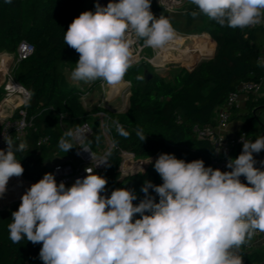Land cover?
<instances>
[{"label":"clouds","instance_id":"clouds-1","mask_svg":"<svg viewBox=\"0 0 264 264\" xmlns=\"http://www.w3.org/2000/svg\"><path fill=\"white\" fill-rule=\"evenodd\" d=\"M151 3L109 0L104 6L97 0L95 11L74 18L64 35V43L79 54L70 78L116 85L131 66L133 37L151 48L170 41L173 28L167 18L153 15ZM191 3L198 9L193 17L204 14L221 26L244 29L264 23V0ZM258 66L264 67V59ZM140 139L146 137L140 134ZM5 142L7 148L0 149V196L10 178L24 172L16 153L28 150L26 141ZM241 143V153L227 160L228 171L206 167L203 159L187 162L159 154L153 166L163 182L146 180L138 204L133 203L137 193L128 187L105 195L107 178L91 167L70 187L45 173L11 213L9 239L41 244L43 264H243L242 245L264 232V167H256L253 155L264 151V136L254 142L241 137ZM59 147L66 153L73 148L63 140ZM145 163H152L151 158ZM137 173L143 175V167L132 175Z\"/></svg>","mask_w":264,"mask_h":264},{"label":"trees","instance_id":"trees-1","mask_svg":"<svg viewBox=\"0 0 264 264\" xmlns=\"http://www.w3.org/2000/svg\"><path fill=\"white\" fill-rule=\"evenodd\" d=\"M89 10L95 11L93 0H11V3L0 0V55L15 54L22 42L35 48L34 54L16 64L12 72L15 81L30 93L24 109L33 124L22 139L27 142L28 150L17 152L16 157L24 168V179L36 183L45 173H51L43 164L61 150L60 141L69 142L63 125L78 128L98 113H105L122 128L114 133L118 148L111 153L108 168L96 173L107 178L105 195L116 188L128 187L137 193L138 199L133 203L138 204L144 198L140 190L146 180L156 185L163 181L154 170V163L143 175L122 177L121 150L137 159H157L161 153L174 154L187 162L203 159L206 167H213V146L198 139L193 128L213 126L217 110L242 82L264 79V67L258 66L264 49V26L233 29L217 24L204 14L193 17L192 12L198 9L191 2L177 10H167L152 2L151 12L155 17L167 18L180 36H210L216 44L215 52L193 71L176 68L179 73L172 79L154 68L145 77L137 74L130 77L126 73L123 80L131 83L129 106L123 112L111 113L103 108L86 107L82 102L84 87L69 82L64 73L66 64L71 73L79 59V54L64 43L65 32L74 18ZM140 43L144 45L143 40ZM4 99L5 90L0 88V105ZM262 115L264 99L250 95L244 109L233 110L231 121L242 122L241 133L256 139L264 131ZM121 130L127 135L121 134ZM140 134L146 137L145 141L140 139ZM42 137H48L50 143L39 146ZM20 141L13 139L16 145ZM241 151L242 147L236 146L229 157L236 158ZM255 159L256 167H264L259 163L260 158ZM149 192L158 202L155 192L151 189ZM19 205L20 202L0 209V264H43L39 258L41 244L33 245L26 240L14 244L9 239L11 213ZM136 218H140L139 214ZM254 236L240 249L243 264H264V250L250 248Z\"/></svg>","mask_w":264,"mask_h":264},{"label":"built area","instance_id":"built-area-1","mask_svg":"<svg viewBox=\"0 0 264 264\" xmlns=\"http://www.w3.org/2000/svg\"><path fill=\"white\" fill-rule=\"evenodd\" d=\"M166 9L173 10L172 7ZM256 26H264V23L258 24ZM133 39L135 42L131 48V66H136L145 59L144 51L148 47L142 45L140 40H136L135 37H133ZM34 52L35 48L33 45L28 42H22L15 54L5 53L4 55L10 57L11 62L12 64H15V67L16 64L30 58ZM262 59H264V54H262L259 58V60ZM150 63L153 64L152 61H150ZM153 66L157 69L164 68L163 66ZM12 72L13 70L9 72V75L7 79L5 78L4 82L0 83V88H4L5 90V102H9L11 98L19 96L21 97L23 103L20 106H16L14 113L11 115H4L3 113H0V149L7 148V144L5 142L6 139L13 140L14 138H17L18 140H22L26 137L29 130L33 128V124L28 119L27 111L24 109L25 104L31 97L29 95L30 93L27 89L15 81L14 77L11 75ZM263 93L264 79L260 81L249 80L242 82L237 91L230 93L225 105L217 110L216 121L213 126H195L193 128V131L198 139L207 140L213 146L214 157L212 160V166L214 168H219L222 171L229 170L226 168L227 160L236 146L243 147L241 143V137L246 141H255V139L248 137L245 133H239L235 136L229 135L228 128L232 120V112L238 107L241 96H258ZM16 113L17 115L14 116ZM104 116L109 118L105 113H100V120H103ZM113 125V128H107L106 131L103 132L104 138L106 139V147L101 152H99L90 143V139L95 133L94 124L92 122H86L81 127L70 129L69 137L77 144L75 160L73 162L57 164L52 168L51 173L54 174L57 183L64 182L67 187H70L77 178H84L87 175L85 168L91 167L95 172L104 171L108 168L110 164V155L115 149L118 148L114 140V131L116 132L122 128V126L119 124L114 123ZM111 129H114V131ZM49 143L50 139L48 137H42L39 140L38 145H48ZM84 149H87L88 152L83 151ZM260 153L262 154L261 161H264V151H261ZM121 158L123 159V164L120 166L119 170H121L123 174H132L133 171L130 170L131 167H128L129 172L126 173L124 164L131 159H137L136 156L130 152L121 150ZM240 179L243 183H247L244 177H241ZM259 234L264 236V232H260L256 233L254 238ZM250 248H252V245H250Z\"/></svg>","mask_w":264,"mask_h":264},{"label":"rangeland","instance_id":"rangeland-1","mask_svg":"<svg viewBox=\"0 0 264 264\" xmlns=\"http://www.w3.org/2000/svg\"><path fill=\"white\" fill-rule=\"evenodd\" d=\"M94 4H96V0H93ZM152 2L158 3L159 5L165 7V8H173V10H177L182 8L185 3L187 2H191V0H152ZM174 38L176 39L177 37H181L180 35L178 36V34H176V32L174 31ZM194 37V35H192ZM190 36V37H192ZM197 37V35H195ZM184 37V36H182ZM188 37V38H190ZM170 40V41H171ZM212 40L211 38L208 41V44L204 47V49H202V56H208L211 55V53H214L215 51V42L212 40V42L210 41ZM189 41V40H188ZM180 49L178 52H172L173 61L172 64H168L167 66H164L165 68L161 69L158 68V72L161 73L164 77H166L167 79H172L175 74L179 73V70H176V68L174 67V63H182L185 66H187L188 68L192 67V61L190 60L189 56L187 54L182 55V50L185 51L186 49L184 48H180V47H176V49ZM160 54V48H151L148 47L145 51H144V57L145 59L138 65V67L135 68V70L130 71V69L127 70V74H129L130 77H132L133 75L137 74L139 76L145 77L147 72H151L152 68H156L155 66H159L162 67L160 65H156V59L158 57V55ZM182 55V56H181ZM163 59V58H162ZM154 62L153 64L150 63V61ZM15 64H13L14 66ZM15 67H13L14 69ZM129 68H134V66H130ZM157 69V68H156ZM155 69V70H156ZM169 69V70H168ZM64 73L66 74V77L68 79V81L70 82V73H69V68H68V64L65 65L64 67ZM72 80V79H71ZM122 83H124V88H121L120 91L112 96L110 98L111 95V89L109 87V85L105 82H103L102 80H97L94 82H84V81H80V87H84V91H85V96L82 98V102L86 107H93V108H103L105 110H108L111 113H117V112H123L125 111L128 106H129V98H130V88H131V83L127 82L125 80L122 79L121 81ZM77 84V83H75ZM91 85V86H89ZM90 87V88H88ZM100 113H98L97 115H95L94 117H92L91 121L94 124V135L93 137L90 139V143L99 151H103V149L106 147V139L104 138V133L106 131L107 128H113V124L114 122L107 118L106 116H104L103 120H100L99 118ZM99 123V126L96 127L95 123ZM63 129L66 131V136L69 139V142L72 145V149L69 152H64L63 150H60L58 153L52 155L49 159H47L45 161V163L43 164V167L45 169H47L48 171H51L52 168L57 165V164H61V163H68L69 158H72L77 150V144L69 137V131L70 129L63 125ZM112 131H114V129H111ZM115 133V131H114ZM102 136V137H101ZM148 159H131L130 161H128L127 163H125L124 165V169L127 172H129L128 167H132L130 170H132L133 172L135 171H139L140 167H143V169H145V166L147 164H153L154 160L156 159V157H151L152 163H145L149 160ZM71 160V159H70ZM123 160V159H122ZM134 161V162H133ZM143 163H142V162ZM73 162V161H72ZM138 162V163H137ZM130 163V164H128ZM123 164V161L121 163V166ZM21 178L24 179L23 175L20 176ZM19 177V178H20ZM26 180V179H24ZM27 182L33 184L35 182L33 181H28ZM4 195V196H3ZM2 196H0V208L1 207H7L8 206V196L6 194H3ZM256 239V237L254 238V240ZM253 240V241H254ZM252 241V243H253ZM262 248H264V245L261 247V245H259L258 243H255V245L252 247V250L254 251H258L261 250Z\"/></svg>","mask_w":264,"mask_h":264},{"label":"bare ground","instance_id":"bare-ground-1","mask_svg":"<svg viewBox=\"0 0 264 264\" xmlns=\"http://www.w3.org/2000/svg\"><path fill=\"white\" fill-rule=\"evenodd\" d=\"M210 36H192L188 37H177L174 40L168 41L163 47L160 48V54L158 55L156 62L159 65L169 63L173 61L172 52H178L180 49H176V47L184 48L185 51L182 50V55L187 54L193 62L196 61L201 57L202 49L208 44ZM189 40V41H188ZM188 41V43H187ZM181 55V56H182ZM163 58V59H162ZM7 65V64H6ZM5 67L4 69H6ZM2 68L0 67V71ZM6 71V70H5ZM124 83L120 82L116 85H109L111 89L110 98L116 95L121 88H124ZM5 113V112H4ZM5 117V116H4ZM132 168V167H131ZM32 184L24 180L23 178L19 177H12L10 178L7 184V190L4 194L8 196V200H16L20 199L24 192L31 186ZM4 196V195H3ZM7 201V202H9Z\"/></svg>","mask_w":264,"mask_h":264},{"label":"crops","instance_id":"crops-1","mask_svg":"<svg viewBox=\"0 0 264 264\" xmlns=\"http://www.w3.org/2000/svg\"><path fill=\"white\" fill-rule=\"evenodd\" d=\"M176 34H178V33L176 32ZM174 36L175 35H173V38H174ZM178 36H179V34H178ZM210 41L212 42V40H210ZM187 43H188V41H187ZM215 49H216V46H215ZM4 54L5 53H3V54L0 55V67L2 68V70L0 71V83L4 82L5 78L7 79L8 75H9V72L11 70H13V67H14L13 64H12V62H11L10 57H8V56H6ZM262 54H264V49L262 51ZM211 55H212V53H211ZM169 63L172 64V62H169ZM169 63L163 64V67L164 66H167ZM156 65H159V64L156 63ZM160 66H162V65H160ZM5 67H7V68L4 69ZM11 75L13 76V74H11ZM70 82L77 83V84L80 83V81H73L71 79H70ZM253 96H255V95H253ZM255 97H257V98H263L264 99V93L261 94V95L255 96ZM249 98H250V95H242L237 108L244 109L248 105ZM22 103H23V101H22L21 97H19V96H15V97L11 98V100L9 102H5V99H4V101L0 105V113H3L4 115H11V114L14 113L15 107L22 105ZM260 121L264 124V115H262L260 117ZM242 128H243V123L242 122L237 121V120L231 121V123L229 125V128H228V134L229 135H232V136H235V135L241 133ZM260 136H264V131L261 132ZM253 155H254V158H260L261 159V157H262V154L261 153H259V154L254 153ZM74 160H75V155L72 158H69V161L70 162H72ZM255 243H258L262 247L264 245V236L262 234H259L256 237V239L253 241V243L251 244L252 247L255 245ZM263 250H264V248H262L261 250H258V251H263Z\"/></svg>","mask_w":264,"mask_h":264},{"label":"water","instance_id":"water-1","mask_svg":"<svg viewBox=\"0 0 264 264\" xmlns=\"http://www.w3.org/2000/svg\"><path fill=\"white\" fill-rule=\"evenodd\" d=\"M96 1H97V0H96ZM98 2H99L101 5L106 6L107 3L109 2V0H98ZM157 4H158V3H157ZM212 57H213V54H212V55H208V56H202V57H200L199 59H197L196 61L193 62V66H192L191 68H188L187 66H185V65L182 64V63H174L173 65H174L175 68H183V69H186V70L193 71V70H194L196 67H198L201 63H203L204 61L210 60ZM155 69H156V68H155ZM156 71H159V70L156 69ZM95 126L98 127V126H99V123H98V122L95 123ZM154 162H155V160H154ZM154 162H153V163H154ZM151 165H152V164H151ZM151 165H150V164H147V165L145 166V170H144V172H146V171L150 168ZM119 174H120L122 177H125V176L129 175V174H123L121 170H119ZM19 202H21V198H20V199H16V200H10V201L8 202V206H7V207L13 206V205H15V204H17V203H19ZM2 208H5V207H1L0 209H2Z\"/></svg>","mask_w":264,"mask_h":264}]
</instances>
